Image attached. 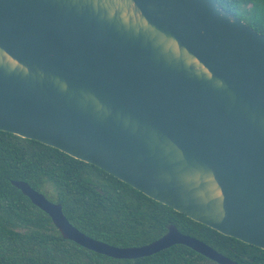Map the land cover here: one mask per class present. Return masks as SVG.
Returning <instances> with one entry per match:
<instances>
[{"label":"water","instance_id":"water-1","mask_svg":"<svg viewBox=\"0 0 264 264\" xmlns=\"http://www.w3.org/2000/svg\"><path fill=\"white\" fill-rule=\"evenodd\" d=\"M0 130L264 249V34L216 0H0ZM11 183L94 252L135 259L183 244L240 264L173 223L112 245Z\"/></svg>","mask_w":264,"mask_h":264},{"label":"trees","instance_id":"trees-1","mask_svg":"<svg viewBox=\"0 0 264 264\" xmlns=\"http://www.w3.org/2000/svg\"><path fill=\"white\" fill-rule=\"evenodd\" d=\"M264 34V0H216ZM11 180L60 202L85 234L116 246L148 243L173 223L240 264H264V249L224 235L162 204L112 174L40 141L0 130V264H219L183 244L117 259L64 239L51 218Z\"/></svg>","mask_w":264,"mask_h":264}]
</instances>
